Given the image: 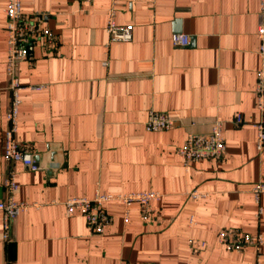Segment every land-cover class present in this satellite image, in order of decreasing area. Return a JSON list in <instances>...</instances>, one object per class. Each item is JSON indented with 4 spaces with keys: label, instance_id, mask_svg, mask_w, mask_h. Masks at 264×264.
<instances>
[{
    "label": "crops",
    "instance_id": "obj_1",
    "mask_svg": "<svg viewBox=\"0 0 264 264\" xmlns=\"http://www.w3.org/2000/svg\"><path fill=\"white\" fill-rule=\"evenodd\" d=\"M8 0H0V200L11 89L6 69ZM117 24L133 26L132 39L110 40ZM41 15L57 43L37 45L21 61L17 138L30 142L39 169L17 162V200L25 207L3 236L0 264H264L253 245L229 249L218 240L236 227L264 237V148H257L262 118L255 93L264 68L258 27L261 0H22ZM173 33L191 37L176 46ZM150 110L176 124L148 130ZM242 114L245 121L236 126ZM223 122V159H202L188 170L178 153L191 131ZM194 122V124H193ZM194 189L207 196L193 198ZM158 191L159 216L143 219L140 204L111 200L104 232H93L66 201L96 193ZM260 207L262 211L260 212ZM194 216L196 223L190 224ZM205 246L193 251L191 241Z\"/></svg>",
    "mask_w": 264,
    "mask_h": 264
},
{
    "label": "built area",
    "instance_id": "obj_2",
    "mask_svg": "<svg viewBox=\"0 0 264 264\" xmlns=\"http://www.w3.org/2000/svg\"><path fill=\"white\" fill-rule=\"evenodd\" d=\"M8 22V50L6 59V69L9 77L11 89V106L7 112L8 126L5 131L4 158L6 168L3 177V185L6 196L0 200V210L3 211V236L6 242L12 238L13 221L19 212L25 207L26 203L17 200L16 194L20 188L17 181V170L15 164L22 163L30 170L39 169V165L34 156L33 147L30 142L18 140L17 132L19 126V106H20V89L22 84L19 78V65L25 59L33 57L35 46L42 45L49 47L57 43V36L47 26L43 24L40 14H26L22 9V0H8L5 8ZM261 13H264V0H261ZM115 9L112 8L107 30L110 40L127 41L132 39L133 26L131 24H117L114 18ZM258 36L260 38L259 52L264 58V23L261 22L258 27ZM173 44L176 46H187L191 43V37L185 33H173ZM255 93L257 97V106L262 113V118L256 123L257 127V148H264V68L257 72V82ZM245 119L242 114H237L234 123L236 126L244 123ZM176 124L173 115L167 112L150 110L146 127L148 130H167ZM194 124V122H193ZM226 139L223 131V122L215 120L212 123L211 130L207 133L191 131L182 146L178 148V153L183 159L185 168L188 170L192 163L202 159L221 160L226 153ZM252 191L257 201L264 194V182L256 183ZM193 198L207 196V192L194 189L190 192ZM162 197L158 191L129 192V193H103L97 192L93 198L73 197L66 201L68 213L80 210L84 215L89 228L96 233L104 232L105 228L111 223L112 216L106 208V203L111 200H120L125 205L126 216L129 213V207L138 202L141 208L143 219L148 220L154 216H159V208L153 206V201ZM262 208L260 207V212ZM196 219L190 218V224L194 225ZM218 240L221 244L229 249L242 250L248 245L256 247L260 253L264 244L263 235L258 233H249L236 227L222 228L218 232ZM203 240L193 239L191 248L197 252L205 246ZM3 264H13L11 259L5 260ZM129 264H137L131 262Z\"/></svg>",
    "mask_w": 264,
    "mask_h": 264
}]
</instances>
